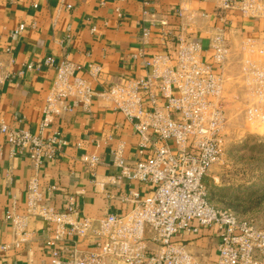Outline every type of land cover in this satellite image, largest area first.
Instances as JSON below:
<instances>
[{
  "label": "built area",
  "instance_id": "obj_1",
  "mask_svg": "<svg viewBox=\"0 0 264 264\" xmlns=\"http://www.w3.org/2000/svg\"><path fill=\"white\" fill-rule=\"evenodd\" d=\"M215 1L221 18L233 12L250 20L264 19V0ZM175 14L186 17L188 23L196 17L186 5H179ZM145 22L142 19L139 29L143 46L150 38ZM149 24L159 23L149 20ZM25 27L20 23L12 33L19 34ZM163 32L171 34L174 54L147 56L145 74L129 78L122 71L115 81L100 88L92 86L101 74L100 66L88 65L86 79L68 57L56 63L46 57L44 64L54 67L55 77L45 97L38 132L12 128L0 119V135L12 153L25 157L36 173L27 187L26 214H7L12 245L19 247L28 241L29 216L41 219L51 233L44 241L50 260L39 264H201L187 247L201 229L212 230L216 238V258L207 264H264V210L259 222L246 221L230 209L214 206L204 183L209 168L224 153L229 106L226 67L231 56L225 29H216L207 46L198 35L184 30ZM241 50L236 82L245 95L244 115L250 122L262 123L264 37L245 38ZM97 100L120 112L137 135L136 159L124 157L123 143L111 150L117 169L108 176L111 184L127 179L153 189L142 198L130 191L133 206L123 213L92 217L79 211L73 194L61 208L44 200L37 174L67 144L62 131L52 128L56 118L75 105L90 111ZM80 161L95 176L93 169L100 157L85 153ZM94 184L104 192L103 181L95 178ZM7 248L0 244V251Z\"/></svg>",
  "mask_w": 264,
  "mask_h": 264
},
{
  "label": "crops",
  "instance_id": "obj_2",
  "mask_svg": "<svg viewBox=\"0 0 264 264\" xmlns=\"http://www.w3.org/2000/svg\"><path fill=\"white\" fill-rule=\"evenodd\" d=\"M179 5L195 11L192 23L176 16ZM142 19L150 30L144 46L139 41ZM149 20L159 24H149ZM20 23L26 25L25 29L13 34ZM219 28L225 29L231 46L226 67L230 84L235 80L230 72L239 68L243 40L264 37L263 18L250 20L233 12L221 18L215 0H0V119L12 128L38 132L45 97L55 77L54 67L44 64L46 57H53L54 63L68 57L79 67L77 73L86 79L89 76L84 69L88 65L100 66L98 80L92 81L94 88H100L115 81L122 71L129 78L145 74L143 61L147 56L174 54L173 38L163 31L196 34L207 46L210 35ZM29 63L40 66L28 68ZM52 128L62 131L67 144L37 177L43 199L56 208L65 207V199L73 194L81 213L100 217L129 210L133 206L130 191L141 198L151 193L152 186L138 181L123 179L111 184L108 176L117 172L111 150L123 143L124 157L136 159L137 135L124 116L105 101L97 100L90 111L75 105L72 111L57 117ZM0 149V244L9 245L6 251H0V264L48 263L50 252L44 241L51 233L41 219L29 216L28 241L19 247L12 245L7 214H26L27 187L36 173L25 157L12 153L3 135ZM85 153L100 157L93 169L95 176L80 161ZM95 178L104 182V192L94 184ZM213 234L212 230L201 229L187 243L201 264L216 258Z\"/></svg>",
  "mask_w": 264,
  "mask_h": 264
},
{
  "label": "rangeland",
  "instance_id": "obj_3",
  "mask_svg": "<svg viewBox=\"0 0 264 264\" xmlns=\"http://www.w3.org/2000/svg\"><path fill=\"white\" fill-rule=\"evenodd\" d=\"M238 70L230 72L235 80L226 88L229 106L224 153L209 168L204 183L214 206L257 223L264 210V122L246 119L245 95L236 82Z\"/></svg>",
  "mask_w": 264,
  "mask_h": 264
},
{
  "label": "trees",
  "instance_id": "obj_4",
  "mask_svg": "<svg viewBox=\"0 0 264 264\" xmlns=\"http://www.w3.org/2000/svg\"><path fill=\"white\" fill-rule=\"evenodd\" d=\"M207 191H208V189H207ZM208 196H209V198H210L209 192H208Z\"/></svg>",
  "mask_w": 264,
  "mask_h": 264
}]
</instances>
